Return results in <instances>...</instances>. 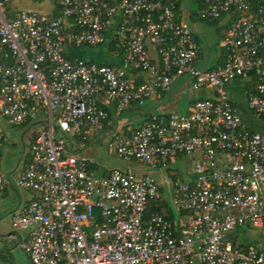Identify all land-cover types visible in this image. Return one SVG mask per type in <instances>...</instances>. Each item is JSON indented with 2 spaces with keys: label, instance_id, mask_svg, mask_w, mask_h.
Listing matches in <instances>:
<instances>
[{
  "label": "built area",
  "instance_id": "obj_1",
  "mask_svg": "<svg viewBox=\"0 0 264 264\" xmlns=\"http://www.w3.org/2000/svg\"><path fill=\"white\" fill-rule=\"evenodd\" d=\"M41 1L49 14L0 0V121L38 128L15 180L31 199L10 215L12 230L27 233L18 247L31 264H264L262 244L248 235H264V135L248 129L226 90L251 78L247 108L264 119V0H203L198 20L229 22L223 64L211 69L196 66L200 48L181 0ZM105 44L119 63L68 53ZM184 76L211 98L107 132L110 112L160 101ZM101 137L126 168L98 176L95 159L79 156ZM3 142L0 129V197ZM188 160L187 181H157L130 165L161 173ZM162 202L172 220L154 210Z\"/></svg>",
  "mask_w": 264,
  "mask_h": 264
},
{
  "label": "crops",
  "instance_id": "obj_2",
  "mask_svg": "<svg viewBox=\"0 0 264 264\" xmlns=\"http://www.w3.org/2000/svg\"><path fill=\"white\" fill-rule=\"evenodd\" d=\"M42 2V1H41ZM180 12L182 14V19L184 21H189L191 23L192 28L195 33V38L196 41L199 45L200 51H199V57L196 61V66L201 69H211L214 67H217L221 64H223L224 61V52L219 46V42L221 38L225 35V32L222 29H225L228 26V18L225 17L221 19L219 22L216 23V50L213 48L212 45H210L207 41V35L204 37V40L200 38L199 35H205L204 31L201 29L196 28V22L200 24H204L199 21L191 20V14L195 10L194 7V0H181L180 3ZM193 8V9H192ZM51 12H48V14ZM205 25V24H204ZM223 31V32H222ZM203 41V42H202ZM219 48V50L217 49ZM74 50V49H72ZM72 50H68V53H73ZM105 53L109 55L111 58L109 60V63L106 64H117L119 63V60L115 57L114 52L111 51L110 46H107V49L105 50ZM69 54V55H70ZM77 57V56H75ZM79 58V57H77ZM80 59V58H79ZM82 60V59H81ZM85 61V60H84ZM89 62V61H88ZM111 62V63H110ZM105 64V63H104ZM199 64H202L201 66ZM182 79L181 83H177V80ZM190 80L189 78H178L175 81L172 82L170 85L169 89L166 91V93L163 95L162 99L157 102H148L146 105L142 107H137V106H131L127 108L121 116H118L117 119L111 118L109 125L107 126V132L110 133L111 131H120V130H126L128 128H137L139 127L150 115L156 114V115H184L186 114L192 103L197 100V99H206V98H211V92L210 91H205L202 90L203 93L206 94V97H198L197 99H190L189 100V106L188 109L182 113V114H177L176 112H171L170 109L175 105L176 100L181 91L183 90H188L191 89L189 87ZM254 86V82L251 78H242V79H236L228 84L226 87L228 97L232 104L239 110L243 122L245 125L248 127V129L252 131H257V132H264V122L260 119L255 118L252 113L248 110L247 108V102L249 99V96L252 92V88ZM128 112V113H127ZM116 120V121H115ZM130 122H137V126H130L128 125ZM27 129H24L23 132H26ZM30 130L27 131L24 136L22 137L21 142L24 143L25 148L23 149L22 154L20 155V159L18 160V166L24 165V156L25 154L29 151L28 148V134ZM104 137H101L100 139L97 140L100 144V141ZM97 145V144H96ZM95 143L91 144L89 147H94L96 146ZM3 151H4V142L1 145V167L3 164ZM190 161V160H188ZM20 169V171H21ZM110 171V170H109ZM107 172V171H106ZM104 172L103 174H106ZM13 178V177H12ZM181 180H184L180 178ZM192 179H185L184 181ZM15 181V179H14ZM9 194L13 196L15 199L14 206L9 210L7 217H1L0 213V264H31L28 256L23 253V256L18 258L17 260L14 258L13 253L16 248L18 247V244L21 240H24L26 237V231H17L14 232L11 228V223H10V218L9 214L12 210L16 208H20L21 206L25 205L30 199H31V194L23 191H14L13 188L7 187L1 197V198H6L9 197ZM0 212H1V206H0ZM8 219V224L7 222L4 221V219ZM15 234L16 235V241H9L7 240V237Z\"/></svg>",
  "mask_w": 264,
  "mask_h": 264
},
{
  "label": "rangeland",
  "instance_id": "obj_3",
  "mask_svg": "<svg viewBox=\"0 0 264 264\" xmlns=\"http://www.w3.org/2000/svg\"><path fill=\"white\" fill-rule=\"evenodd\" d=\"M191 1V0H189ZM9 4L17 7L18 9L25 12H36L40 14L48 13L51 9V4L47 1L44 2H35L31 0H9ZM193 9V8H192ZM189 22V21H188ZM196 28L199 30H203L205 35H199L202 40L207 35V41L210 45L216 50V27L211 25H204L196 22ZM203 42V41H202ZM108 44H105L102 47L98 48H73V53H69L71 56H77L85 61H94L97 63L106 64L109 63L110 56L105 53ZM219 50V48H217ZM111 63V62H110ZM200 66L202 64H199ZM182 78H188L184 76ZM182 79L177 80V83H181ZM178 96L175 105L170 109L172 112H176L177 114L184 113L189 106L190 99H197L198 97H206V94L202 92V90H183ZM128 113V112H127ZM128 125L137 126V122H130ZM0 129L4 135V151H3V164H2V172L4 175H11L12 180H16L18 178L21 165L18 166V160L20 159V155L23 152V146L21 142V135L23 133V128L14 127L8 124L5 121H0ZM130 129V128H128ZM132 129V128H131ZM260 133V132H259ZM264 135V132H261ZM111 137H106L100 141V144H97L94 147H87L83 151L79 153V156L93 157L96 161L97 169L96 173L98 176L104 175L103 173L112 169H124L127 164L118 159L112 151L109 149L108 144L110 142ZM182 161L177 162L170 170H166L164 172H155L149 170L145 166L141 164H130L133 169L138 168L142 171V173H147L155 178L157 181H160L162 175L166 176L175 175L182 179H189L192 177V163L188 161L186 164ZM168 201L169 198H168ZM15 199L11 194L9 197L0 199L1 206V217H7L9 210L14 206ZM174 215L176 213L174 212ZM10 218V216H9ZM8 224V219H4ZM248 235L253 241H257V243H261V248L264 250V235H262L259 231L250 229L248 230ZM14 258L17 260L21 256H23L20 248H16L13 253Z\"/></svg>",
  "mask_w": 264,
  "mask_h": 264
},
{
  "label": "trees",
  "instance_id": "obj_4",
  "mask_svg": "<svg viewBox=\"0 0 264 264\" xmlns=\"http://www.w3.org/2000/svg\"><path fill=\"white\" fill-rule=\"evenodd\" d=\"M37 2H41L40 1H37ZM251 3L254 5V4H257L258 1L257 0H251ZM203 6V0H194V7H195V10L192 12L191 14V20H195V21H199V22H202L204 23L205 25H211V26H216V23L219 22L221 19L225 18V17H222L221 19L219 20H216V21H200L198 20L197 16L195 15V11L199 8H201ZM229 23V22H228ZM224 32H226V28L225 29H222ZM222 31V32H223ZM224 37V36H223ZM111 48V51L113 50L112 47ZM223 52L225 53V51L223 50ZM124 113V112H123ZM111 118H114V119H117V117L114 115L113 112H110V119ZM264 122V119H260ZM116 121V120H115ZM29 126H25V127H21L23 129H27ZM38 135V128H33V129H30V132L28 134V148H30L31 144L34 142L36 136ZM27 158H28V152L25 154L24 156V161L26 162L27 161ZM24 162V163H25ZM154 210H157L160 212V214L167 220H172L174 218V213L173 211L170 209V207L167 205L166 202H162V203H159L157 205V207L154 208ZM239 232V231H238ZM237 232V234H238ZM245 233V231L242 229L240 231V233ZM236 240H234L235 242ZM246 242V241H245ZM251 241H249L250 243ZM256 241H253L252 244H256L255 243Z\"/></svg>",
  "mask_w": 264,
  "mask_h": 264
},
{
  "label": "water",
  "instance_id": "obj_5",
  "mask_svg": "<svg viewBox=\"0 0 264 264\" xmlns=\"http://www.w3.org/2000/svg\"><path fill=\"white\" fill-rule=\"evenodd\" d=\"M35 125H37V123L34 124V126H35ZM27 131H29V128L26 130V132H27ZM26 132H23V133H22V135H21V140H22V137L24 136V134H25ZM22 146H23V149H24L25 146H24V143H23V142H22ZM12 174H13V172H12L9 176L5 175V179L8 181V187L13 188V190L16 192V191H18V188H17V186H16V184H15V181H13L12 178H11V175H12ZM17 209H18V208L12 210V211L10 212L9 216H10L15 210H17Z\"/></svg>",
  "mask_w": 264,
  "mask_h": 264
}]
</instances>
